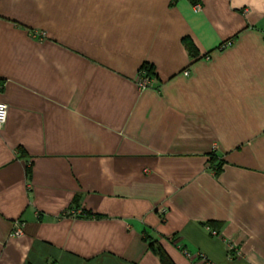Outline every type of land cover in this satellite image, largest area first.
I'll list each match as a JSON object with an SVG mask.
<instances>
[{"label":"crops","instance_id":"0c3cea01","mask_svg":"<svg viewBox=\"0 0 264 264\" xmlns=\"http://www.w3.org/2000/svg\"><path fill=\"white\" fill-rule=\"evenodd\" d=\"M0 103V264H264V0H0Z\"/></svg>","mask_w":264,"mask_h":264},{"label":"built area","instance_id":"2783aa9c","mask_svg":"<svg viewBox=\"0 0 264 264\" xmlns=\"http://www.w3.org/2000/svg\"><path fill=\"white\" fill-rule=\"evenodd\" d=\"M195 8H197V10H198L199 6H195ZM185 74H187V72H185ZM154 80H155V77L153 75L149 76V75H147V73L143 69H140L138 71V74H137L136 84H137V87L139 89L151 88L154 85ZM0 105L5 106L2 110H0V117L3 118L2 120H0V130H1L2 127L4 126L6 120H7L8 107L4 103H0ZM22 226H23V224L20 223L19 221L15 222L14 229L12 232L13 237L21 236ZM208 229L211 232V234H213V235L217 234L216 230H213L210 228H208Z\"/></svg>","mask_w":264,"mask_h":264},{"label":"trees","instance_id":"16d2710c","mask_svg":"<svg viewBox=\"0 0 264 264\" xmlns=\"http://www.w3.org/2000/svg\"><path fill=\"white\" fill-rule=\"evenodd\" d=\"M189 2L193 5V6H200V0H189ZM190 48V47H189ZM141 69H143L147 75L149 76H154V71H153V68L149 65V64H144ZM221 165L222 163L219 162L218 164L214 165L212 164V167L214 168L215 170V175H218L221 171ZM87 216H93L92 214H89L87 213ZM157 254L159 255L160 257V260L163 262V264H171L170 261L168 260L167 256H165L164 252L160 249H157L156 250Z\"/></svg>","mask_w":264,"mask_h":264},{"label":"clouds","instance_id":"9594fccd","mask_svg":"<svg viewBox=\"0 0 264 264\" xmlns=\"http://www.w3.org/2000/svg\"><path fill=\"white\" fill-rule=\"evenodd\" d=\"M5 106H3V105H0V110H2L3 108H4ZM3 118L2 117H0V120H2Z\"/></svg>","mask_w":264,"mask_h":264}]
</instances>
